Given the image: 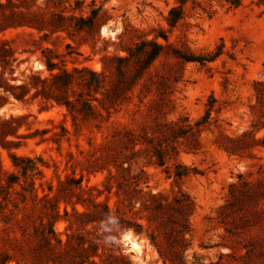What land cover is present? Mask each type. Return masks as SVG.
<instances>
[{
	"label": "rangeland",
	"instance_id": "rangeland-1",
	"mask_svg": "<svg viewBox=\"0 0 264 264\" xmlns=\"http://www.w3.org/2000/svg\"><path fill=\"white\" fill-rule=\"evenodd\" d=\"M104 26L114 32L103 31ZM2 40L13 50V75L19 78L36 71L47 75L42 61L47 55L57 62L63 57L68 68L101 71L106 52L124 55L123 47L144 42L143 57L157 50L156 43L162 46L116 109L107 111L93 100L99 113L73 118L65 104L41 96L26 104L10 96L0 107L1 118L25 114L4 137L18 145L0 144V179L6 170L19 173L10 152L29 155L41 170H29L25 178L20 174L26 189L16 183L22 194H13L3 209L6 216L0 215V257L7 254L8 264H124L118 258L87 257V240L95 236L87 230L100 235L102 228L61 217L54 224L56 236L43 228L35 233L33 223L53 213L52 202L40 198L45 192L60 194V215L65 206L84 210L80 198L87 203L90 197L107 198L114 209L117 181L131 189L128 178H138L153 193L172 199L184 192L193 201L182 245L173 237L166 240V228L151 222L164 245L184 246L185 264H264V199L237 202L229 194L230 184L240 182L234 192L241 195V175L251 183L264 178V104L254 106V82L264 80V0H0ZM136 66L137 58L125 64L127 75ZM105 72L109 79L115 76ZM81 93L91 96L82 85L68 89L71 99ZM210 103L209 121L201 123ZM40 104L48 107L39 111ZM120 162L125 168L118 169ZM110 172L116 176L109 192L104 184ZM66 175L82 176L85 189L95 185L102 192L81 191L73 181L60 185ZM135 219L147 228L145 217ZM126 233L138 241L139 251L127 249ZM67 234L69 244L59 243ZM112 253L126 255L131 264H166L146 231L120 230Z\"/></svg>",
	"mask_w": 264,
	"mask_h": 264
},
{
	"label": "trees",
	"instance_id": "trees-1",
	"mask_svg": "<svg viewBox=\"0 0 264 264\" xmlns=\"http://www.w3.org/2000/svg\"><path fill=\"white\" fill-rule=\"evenodd\" d=\"M95 14L90 16L91 22L94 21ZM176 18L171 22L174 24ZM6 40H2L0 43V107L3 106L8 98L11 96L18 102L23 104L32 102L35 98L41 96L46 99H53L58 104H65L68 112L73 118L77 116V113H81L83 116L99 113L97 104L93 100L98 101V103L110 111L111 108H115L120 101L127 98V91L131 89L132 85L135 83L137 77L141 76L143 72L148 68L152 60L160 53L162 46L156 43L157 50L153 53H149L145 56H141L145 52L143 48L144 42L136 43L135 47H123L127 53L120 55L118 53H105L102 56L103 69L101 71H95L89 66L72 67L68 68L65 65V59L63 57L60 62L54 61L51 55H47L42 58L45 64L48 74L41 76L39 71L32 72L26 78H19L17 75H13L15 72V67L12 63L13 50L10 47H6ZM69 45V44H68ZM44 51H51L50 49H44ZM132 58H137V66L135 73L133 75H127L124 65L127 64ZM13 59H15L13 57ZM105 69L111 71L114 77L109 79L108 74ZM76 73H79L76 75ZM87 73L89 76H85ZM20 79L19 82H17ZM13 80L15 82L11 83ZM78 84L85 86L89 94V97H84L79 94V97L71 99L68 94V89L72 85ZM103 88V89H102ZM101 92L102 96L97 97L91 93V91ZM73 92L75 90L72 89ZM254 95L256 103L254 106H261L264 104V80H256L254 82ZM212 101H215L212 98ZM48 106L46 104H40L39 111L46 109ZM212 104H209V108L206 111L201 123L209 121V114L211 111ZM25 114L19 116H10L8 118H1L0 116V144L3 146L18 145V142L14 140H4V137L10 133V129H14L12 126L13 121L20 120L24 118ZM53 122L52 119H48ZM65 131L64 126H62ZM246 134V132H244ZM258 141L259 139H255ZM264 141V139H262ZM12 159V165L18 169L19 173L15 171H4L6 178L4 181L0 179V215L6 216L3 209L7 206L8 201L13 200V194H22L19 189L15 187L16 183H20L21 175L25 178L29 170L36 169L38 173L41 170L33 161L29 155L17 154L15 152H10ZM41 159L40 157H38ZM160 164L164 163L163 158H161ZM123 162L119 163L118 169H123ZM21 174V175H20ZM176 176L181 177L182 172H176ZM116 175L112 172L108 174L106 183L104 187L107 191H111L113 184L110 179ZM138 176V175H134ZM241 182L243 180L245 188L241 189V195H235V189L239 188L240 182H233L230 184V196L236 197L237 202H245L246 198H262L264 199V178L258 179L256 182H250L244 180L243 176H240ZM129 185L131 189L124 188V181H117L116 189L114 190L115 195L118 197L115 203V208L112 209L107 198L105 200H95L94 197L89 198V203L85 202L83 199L78 201L82 203L85 207L84 210L79 211L73 205L72 210L69 211L66 206L64 208L63 215L58 212L59 203V193L50 195V193L45 192L40 198L46 201L52 202L53 213L48 216L47 221H40L39 223H33V230L38 232L40 228L44 230L47 229L48 232L57 236V232L54 228L55 222L59 218L69 219V216H75L80 219V225H85L90 223L93 228H102V234H95L94 230H87L91 236L88 241V247L85 250L88 252L87 257L90 258L93 255L103 256L102 260L110 261L113 259H120L124 264H131L129 258L122 254H113L115 240L118 238V233L123 229H132L135 233L147 232L152 244L157 248L159 256L162 258L163 262L166 264H185L183 259L184 246V234L189 232V215L193 211V201L190 199L187 193L181 192L176 194L170 199L167 195L161 192L153 193L150 189L145 190L140 186L139 179L130 180ZM75 182L77 187L81 190H91L97 189L95 185L88 186L87 189L81 185L82 176L79 178H74L70 175H66L64 180H60L59 184H65L66 182ZM34 179L32 178L29 183V190L33 195V199L36 198V188L34 187ZM22 189H26L24 185L20 183ZM51 189V185H49ZM98 193L102 190L97 189ZM25 197V195L23 194ZM228 196V200H232ZM68 203V200H65ZM16 205V204H15ZM13 210H11L12 212ZM135 215H140L145 217L148 222L147 228L144 227L142 223H139L135 219ZM18 221V220H17ZM157 221L158 225L164 230V237L169 241L173 237L177 242H168L164 245L162 240L158 239V235L151 228V222ZM71 223L67 225L70 227ZM21 232L23 235L26 234L25 224H20ZM66 241H62L58 238V242L61 244H69V237ZM17 239V237H14ZM84 239V237H83ZM100 239V243L96 241ZM18 240V239H17ZM19 243L21 242L18 241ZM102 248V253L98 252L99 248ZM10 257L5 254L0 257V264H8ZM90 263L96 264L95 261L91 260Z\"/></svg>",
	"mask_w": 264,
	"mask_h": 264
},
{
	"label": "water",
	"instance_id": "water-1",
	"mask_svg": "<svg viewBox=\"0 0 264 264\" xmlns=\"http://www.w3.org/2000/svg\"><path fill=\"white\" fill-rule=\"evenodd\" d=\"M102 30L103 31H107L109 33H113L114 32V30L110 26H104ZM126 234H128V233H126ZM125 238H126L127 249L132 248V246H131V238H134V237L133 236H130L128 238L127 237H125ZM131 253L133 254L134 257L138 258V255L137 254H134L133 253V250L131 251Z\"/></svg>",
	"mask_w": 264,
	"mask_h": 264
},
{
	"label": "bare ground",
	"instance_id": "bare-ground-1",
	"mask_svg": "<svg viewBox=\"0 0 264 264\" xmlns=\"http://www.w3.org/2000/svg\"><path fill=\"white\" fill-rule=\"evenodd\" d=\"M127 238L130 237V234H126L125 235ZM131 246L133 249H136L137 251H139L138 247H140V244L138 243V241L135 240V238H131Z\"/></svg>",
	"mask_w": 264,
	"mask_h": 264
}]
</instances>
